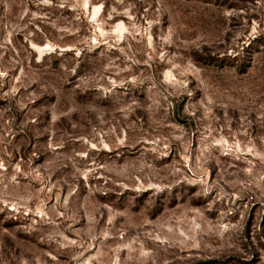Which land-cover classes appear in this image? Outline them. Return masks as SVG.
Returning <instances> with one entry per match:
<instances>
[{
    "label": "rangeland",
    "instance_id": "obj_1",
    "mask_svg": "<svg viewBox=\"0 0 264 264\" xmlns=\"http://www.w3.org/2000/svg\"><path fill=\"white\" fill-rule=\"evenodd\" d=\"M0 264H264V0H0Z\"/></svg>",
    "mask_w": 264,
    "mask_h": 264
},
{
    "label": "bare ground",
    "instance_id": "obj_2",
    "mask_svg": "<svg viewBox=\"0 0 264 264\" xmlns=\"http://www.w3.org/2000/svg\"><path fill=\"white\" fill-rule=\"evenodd\" d=\"M94 15L97 17L99 15V11L96 10L95 13H94ZM44 50H46V49H42L40 53H42V51H44Z\"/></svg>",
    "mask_w": 264,
    "mask_h": 264
}]
</instances>
